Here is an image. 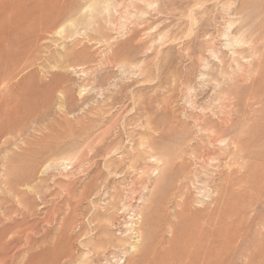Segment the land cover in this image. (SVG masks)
<instances>
[{"label":"rangeland","instance_id":"1","mask_svg":"<svg viewBox=\"0 0 264 264\" xmlns=\"http://www.w3.org/2000/svg\"><path fill=\"white\" fill-rule=\"evenodd\" d=\"M0 207V264H264V0H0Z\"/></svg>","mask_w":264,"mask_h":264},{"label":"bare ground","instance_id":"2","mask_svg":"<svg viewBox=\"0 0 264 264\" xmlns=\"http://www.w3.org/2000/svg\"><path fill=\"white\" fill-rule=\"evenodd\" d=\"M226 92H227V91H226ZM230 92H231V91L229 90V92H227V93L230 94ZM228 94H227V95H228ZM232 94H234V93H232ZM227 95H226V96H227ZM238 103H239V102H238ZM251 108H252V106H251ZM251 108H250V109H251ZM252 109H253V108H252ZM217 121H218V120H217ZM219 121H220V120H219ZM222 123H223V122H222ZM213 125H214V124H213ZM234 125H235V124H234ZM208 127H209V125H208ZM210 127H211V126H210ZM215 128H216V126H215ZM216 129H217V128H216ZM228 130H229V129H228ZM222 131H223V130H222ZM231 131H232V129H231ZM206 133H207V132H206ZM223 133H224V132H223ZM223 133H222V134H223ZM216 134H217V133H216ZM242 134H244L243 131L239 134V136H242ZM209 135H210V134H209ZM217 135H219V134H217ZM220 135H221V133H220ZM226 136H227V135H226ZM239 136H238V139L241 138V137L239 138ZM245 136H246V134L244 135V137H245ZM232 137H233V136H232ZM218 138H219V136H218ZM218 138H216V139H213V138H212L213 140H211V138H210V140H211V141H210L211 145H214V144L217 142ZM242 138H243V136H242ZM222 139H223V138H222ZM220 140H221V139H220ZM244 140H245V139H244ZM248 140H249V139H247L246 141H248ZM205 141H206V140H205ZM223 141H224V140H223ZM223 141H219V143H220V142L223 143ZM239 141H240V140H239ZM239 141H237V142H239ZM246 141H244L243 143H245ZM201 142H202V141H201ZM207 143H208V141H207ZM217 144H218V142H217ZM217 144H216L215 146H217ZM239 144H240V143H239ZM247 144H248V143H246V147H247ZM221 145H222V144H220V147H222ZM248 145L250 146V140H249V144H248ZM205 146H206V145H205ZM218 146H219V145H218ZM238 146H241V145H238ZM201 147H202V146H201ZM207 147H208V146H207ZM228 147H229V146H228ZM228 147H226V148H228ZM233 147H235V146L233 145ZM246 147H245V146H244V147H243V146H242V147H238V148H239V151L241 152V157L244 156V155H247V153L244 154V152H242ZM192 148H193V147H192ZM195 148H196V147H195ZM238 148H237V149H238ZM198 149H199V148H198ZM213 149H214V148H213ZM215 149H216V148H215ZM215 149H214V150H215ZM220 149H221V148H220ZM223 149H224V148H223ZM230 149H231V148H230ZM247 149H248V148H247ZM191 150H192V149H191ZM217 150H218V149H216V151H217ZM225 150H226V149H225ZM250 150H251V149H250ZM250 150H249V151H250ZM192 151H193V150H192ZM196 151H197V148H196ZM216 151H215V152H216ZM218 151H219V150H218ZM218 151H217V152H218ZM236 151H237V150H236ZM221 152L223 153L224 151H221ZM221 152H220V153H221ZM240 152H239V153H240ZM192 153H193V152H192ZM220 153H218V154H220ZM222 153H221V154H222ZM242 153H243L244 155H243ZM251 153H252V152H251ZM251 153H250V154H251ZM194 154H195V152H194ZM214 154H215V153H213L209 148L204 147V144H203V147L200 149V152L198 153V155H197L196 158L199 159V160H202V162L204 161V163H205L207 160H209L210 158H212V156H214ZM189 155H191V153H190ZM224 155H225V154H224ZM251 155H252V154H251ZM192 156H193V155H192ZM216 156H217V155H216ZM216 156H214V157H216ZM234 156H235V155H234ZM238 156H239V154H238ZM248 156H250V155H248ZM189 157H190V156H189ZM218 157L220 158L221 155H219ZM239 157H240V156H239ZM246 157H247V156H246ZM250 157H251V156H250ZM192 158H193V157H192ZM194 158H195V157H194ZM194 158H193V160H194ZM221 158H222V157H221ZM224 158H225V157H223V159H224ZM232 158H233V157H232ZM243 158H244V157H243ZM197 159H195V160L197 161ZM223 159H222V160H223ZM230 159H231V158H230ZM240 159H242V158H240ZM247 159H249V157H247ZM247 159H246V160H247ZM214 160H215V159H214ZM216 160H217V159H216ZM218 160H219V159H218ZM227 160H228V159H227ZM227 160H226V161H227ZM236 160H237V157H236ZM210 161H211V160H210ZM210 161H209V163H210ZM232 161H233V159H232ZM165 162H166V161H165ZM212 162H213V161H212ZM221 162H222V161H221ZM221 162H220V163H221ZM237 162H238L237 165H238L239 163H240V164L243 163L242 161H238V160H237ZM225 163H228V162H225ZM229 163H230V162H229ZM191 164H192V163H191ZM201 164H202V163H201ZM206 164H207V163H206ZM210 164L212 165V163H210ZM234 164H235V163H234ZM240 164H239V165H240ZM192 165H193V164H192ZM203 165H204V164H203ZM203 165H202V166H203ZM232 165H233V164H232ZM237 165H236V166H237ZM222 166H223V165H222ZM233 166H234V165H233ZM230 167H231V164H230ZM176 168H177V167H176ZM205 168H206V166H205ZM225 168H226V167H225ZM176 170H177V169H176ZM228 170H230V169H228ZM236 170H237V169H236ZM177 171H178V170H177ZM183 171H184V170H183ZM223 171H224V170H223ZM231 171H232V170H231ZM178 172H179V171H178ZM234 172H235V171H234ZM238 172H239V170H238ZM241 172H242V171H241ZM241 172H240V173H241ZM236 173H237V172H236ZM240 173H239L238 175H240V178H239V179H240V181H241V179H242L243 177H242V175H241L242 173H241V174H240ZM248 173H250V171L247 172L246 174H248ZM243 174L246 175L245 173H243ZM231 175H232V174H231ZM238 175L234 176V178L237 177ZM244 175H243V176H244ZM248 175H249V174H248ZM185 176H186V175H185ZM225 176H226V175H225ZM188 177H189V176H188ZM241 177H242V178H241ZM246 177H247V176H246ZM226 178H227V177H226ZM231 178H233V177H231ZM231 178H230V179H231ZM237 178H238V177H237ZM244 178H245V177H244ZM188 179H189V178H188ZM191 179H192V178H191ZM191 179H190V180H191ZM230 179H229V177H228L227 180H225V178H222V179H221L222 182L220 181L222 184H221L218 188H224V187L226 188V186L233 185V183H232V181H231ZM235 179H236V178H235ZM235 179L233 180L234 182L239 180V179H238V180H237V179L235 180ZM242 180H245V179H242ZM178 181H179V179H178ZM197 181H198V180H197ZM240 181H238V185L242 184V183H240ZM239 183H240V184H239ZM235 186H237V182H236V185H235ZM239 187H241V186H239ZM228 188H229V187H228ZM223 191H224V190H223ZM225 191H226V189H225ZM221 192H222V191H221ZM229 193H230V192H229ZM227 196H229V194H228ZM227 196H226V197H227ZM214 197H215V196H214ZM217 198L220 199L219 197H217ZM223 198H224V197H223ZM3 200H5V199L3 198ZM225 200L227 201L228 199H225ZM8 201H9V200H8ZM148 201H149V200H148ZM214 201H215V200H214ZM223 201H224V200H223ZM226 201H225V202H226ZM6 202H7V200H6ZM6 202L4 201L3 204H2V206L4 205V203L7 204ZM216 202H217V201H216ZM218 202L220 203L221 200L218 201ZM9 203H10V202H9ZM222 203H223V202H222ZM215 204H217V203H215ZM215 204H214V205H215ZM220 204H221V203H220ZM223 204H225V203H223ZM2 206H1V207H2ZM216 206H218V205H216ZM1 207H0V209H1ZM3 207H4V206H3ZM7 207H8V206H7ZM218 208H219V207H218ZM4 209H5V208H4ZM2 210H3V209H2ZM2 210H1V211H2ZM9 210H11V209H9ZM215 210H216V209H215ZM213 211H214V210H213ZM216 211H217V210H216ZM218 211H219V209H218ZM5 212H9V211L6 210ZM184 212H185V211H184ZM1 213H2V212H1ZM3 213H4V211H3ZM215 213H216V212H215ZM222 213L224 214V212H222ZM213 214H214V213H213ZM217 214H218V213H217ZM2 215H4V214H2ZM5 215H6V214H5ZM219 215H220V214H219ZM175 216H176V215H175ZM181 217H182V216H181ZM212 217H213V216H212ZM219 217H220V216H219ZM222 217H223V216H222ZM183 218H185V217L183 216ZM220 220H221V217H220ZM112 226H113V225H112ZM176 227H177V226H176ZM133 229H134V228H133ZM5 232H6V230H5ZM5 232H3V233H5ZM137 233H138V232H137ZM140 233H141V232H140ZM137 235H138V234H137ZM139 236H140V235H139ZM141 237H142V235H141ZM71 239H72V238H71ZM99 241H100V240H99ZM107 241H108V240H107ZM109 241H112V240H109ZM101 242H102V240H101ZM103 242H104V241H103ZM108 243H110V242H108ZM119 244H120V243H119ZM111 245H113V244H111ZM109 246H110V244H109ZM96 247H97V246H96ZM142 248H143V247H142ZM154 249H155V248H154ZM67 251H68V250H67ZM145 251H146L145 254H147V249H146ZM166 251H167V250H166ZM68 253H69V252H68ZM152 253H154V252H152ZM166 253H167V252H166ZM78 254H79V253H78ZM107 254H108V253H107ZM112 254H113V253H112ZM66 255H67V254H66ZM95 255H96V254H95ZM97 255H98V256H97ZM97 255H96V256H97V262H98L99 264H100L101 261H104V260L106 261V258H107L106 253H104V252H103V253H98V252H97ZM71 256H72V254H71ZM1 257H2V256H1ZM3 258H4V257H3ZM78 258H80V257H78ZM161 258H162V257H161ZM1 259H2V258H1ZM75 259H76V258H75ZM111 259H112V258H111ZM152 259H153V257H152ZM71 260H72V257H71V259H70L69 262H66V264H70V263H71ZM79 260H80V259H79ZM108 260H110V259H108ZM156 260H157V259H156ZM75 261H76V260H75ZM75 261H74V262H75ZM80 261H81V260H80ZM74 262H72V263H74ZM84 262H85V261H84ZM107 262H108V261H107ZM141 262H142V261H141ZM77 263H78V262H77ZM80 263H81V262H80ZM63 264H64V263H63ZM78 264H79V263H78ZM81 264H82V263H81ZM83 264H84V263H83ZM112 264H113V263H112Z\"/></svg>","mask_w":264,"mask_h":264}]
</instances>
